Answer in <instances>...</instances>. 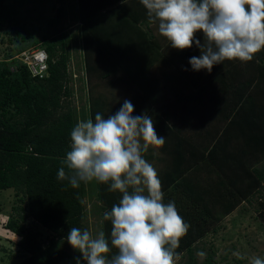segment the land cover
<instances>
[{
    "label": "trees",
    "instance_id": "trees-1",
    "mask_svg": "<svg viewBox=\"0 0 264 264\" xmlns=\"http://www.w3.org/2000/svg\"><path fill=\"white\" fill-rule=\"evenodd\" d=\"M77 4L80 69L87 83L82 120L94 122L97 113L104 118L114 115L125 100L134 106V116H151L165 143L158 148L150 146L145 159L158 172L165 203L174 201L190 226L176 250L179 259L186 254L183 264H199L195 255L203 249L197 242L242 200L256 196V212L264 219V50L249 62L225 60L210 73L193 71L189 60L200 56V49L170 51V42L159 34L158 23L150 22L147 10L138 12L141 0H77ZM63 11L57 10L58 18L51 25L60 23L66 16ZM14 14L15 9L0 0V34L4 32L10 47L15 46L0 59V191L13 189L24 208L18 218L3 226L20 237L18 246L28 254L17 264H77V259L86 264L78 251L62 248L72 227L85 229V199L90 196L99 203L102 230L110 239L112 224L103 214L122 194L95 180L89 194L84 182L73 188L67 180L57 179L70 151L71 130L79 120L71 105L70 41L65 30L43 38L39 47L47 54L48 75L33 79L14 59L25 50L12 43ZM24 38L22 35L21 40ZM0 41L4 44L5 38ZM175 51L179 54L172 55ZM164 54L170 61L185 58V75L189 71L190 76L193 72L198 76H189V85L184 77L176 76L174 84L181 83L177 91L168 84V79L174 80L168 66L162 67L164 79L168 78L165 85L155 79L153 83L147 75ZM241 72L246 76H240ZM193 103H199L204 111L198 113ZM196 118L204 124L211 122L212 130L206 134L199 127L197 130ZM232 166L241 172L235 173V181L229 176ZM216 167L233 185L243 179L244 186L227 188ZM27 219L51 233L45 244L24 227ZM116 253L112 248L109 257ZM200 264H215V260L207 254Z\"/></svg>",
    "mask_w": 264,
    "mask_h": 264
},
{
    "label": "clouds",
    "instance_id": "clouds-1",
    "mask_svg": "<svg viewBox=\"0 0 264 264\" xmlns=\"http://www.w3.org/2000/svg\"><path fill=\"white\" fill-rule=\"evenodd\" d=\"M141 3L172 48L183 51L193 44L200 48V56L189 60L193 71L210 73L225 60L249 62L264 50V0ZM198 32L203 33V43L196 38ZM133 112L134 106L125 100L114 115L104 118L97 113L94 122L78 121L70 133L64 167L58 171L57 179L67 180L73 188L95 180L122 194L103 214L112 224L110 239L103 230L70 229L67 241L86 264H176L180 258L176 250L190 227L174 201L165 203L158 172L145 159L149 147H162L165 137L157 134L151 116ZM112 248L117 253L110 258ZM250 264H264V259L255 257Z\"/></svg>",
    "mask_w": 264,
    "mask_h": 264
},
{
    "label": "rangeland",
    "instance_id": "rangeland-1",
    "mask_svg": "<svg viewBox=\"0 0 264 264\" xmlns=\"http://www.w3.org/2000/svg\"><path fill=\"white\" fill-rule=\"evenodd\" d=\"M5 1L11 9H15V22L12 24L14 26V30L12 31V36H14L12 43L22 47V49L38 48L39 45L41 46L44 37H51L52 35L57 34L59 30L63 32L65 30L68 34L70 41L71 70V82L69 86L73 89L71 105L76 110L77 118L79 119L78 121H81L83 117L82 114L80 115V111L84 105V94H86L87 83H85L84 71L80 69L82 68V56L78 48L80 46L79 43L82 44V42L80 41L81 38L78 23L75 22L78 10L77 0ZM59 8H63V12L66 13V16L62 17L60 23L51 25L50 23L58 18L57 10ZM4 31L7 32L8 28H5ZM22 35L25 38L21 40ZM28 35H31V37H28ZM202 35V32L196 34V38L199 39L201 43H203V39H201ZM3 36L4 32L3 35L0 34V39L5 38L4 44L0 41V59L3 58L5 53L9 52L7 51L9 48L15 47H10V44L6 41L7 36ZM168 46L170 51L175 50L170 44ZM195 48L198 50L200 49L195 44H193V47L190 49ZM190 49H186V51H189ZM173 53L174 54L172 55L179 54L177 51ZM172 55L169 54V58L172 59ZM165 57L166 55L164 54L163 58L158 60L155 70L147 75L148 79H157L162 82H159V85L162 84V86H164L165 82H167L166 79L168 78L164 79L165 75H162V67L166 68L170 66V76L173 77L174 80L168 79V84H173V89L175 90L179 88L181 83L178 85L176 83L174 84L176 76L179 75L178 77L182 79L184 77L186 79L185 83L189 85V71H186L185 75V58H176L177 60L174 59L170 61L167 57L166 60ZM77 66H79V68H77ZM197 74L199 73L193 72L190 77L196 78L198 76ZM240 76L245 77L246 75L244 72H241ZM154 79L152 81L153 83H155ZM89 80L90 79H88V82ZM169 95L171 96L172 93H168V96ZM179 106L182 107L180 104ZM192 106L199 109L198 113L205 109L199 103H193ZM174 110H178L177 105L174 106ZM207 112L210 113L211 111L207 110ZM87 119L85 118V121ZM171 122L174 123V120ZM195 122L197 130H202L204 134L212 130V123L209 121L204 124L202 119L196 118ZM173 123H171V125H173ZM193 131L196 132V130ZM230 168L232 169L231 172L233 174L229 176H232L233 181H235L236 174L240 175L241 172H237L235 166ZM216 169L220 172L217 174L224 179L227 188H230V190L235 189L238 185L244 186L243 179L239 181V184L233 185L232 182H229V177L225 172H221L218 167H216ZM93 183L94 182L85 183L89 194L94 191ZM227 193L228 191H225V195H227ZM256 201L258 202L256 196L249 200H242L237 209H235L230 215L222 218L221 221L204 236L202 241L197 242V246L202 248L204 253L203 256L198 255V253L195 255L199 264L207 254L213 256L215 264H250L251 260L255 257L264 259V219L258 217V212H256ZM99 207V203H97L95 199L90 198V196L85 199V209L87 212L86 220L84 222L85 229H88L93 233L102 230ZM15 208L18 209L15 210ZM20 208H24V205H19L13 189L0 191V264H17L28 256V254L20 250L18 246L20 237L16 236L12 231L4 229L3 226L10 220H15L21 215L22 211H20ZM24 227L32 231L35 235L37 234V239L41 244H45L48 239L51 238V233L30 219H27L24 222ZM62 248L70 253L73 251V248L69 243L63 244ZM186 260V254H184L181 259L176 261V264H183ZM59 264L68 263L60 262Z\"/></svg>",
    "mask_w": 264,
    "mask_h": 264
},
{
    "label": "built area",
    "instance_id": "built-area-1",
    "mask_svg": "<svg viewBox=\"0 0 264 264\" xmlns=\"http://www.w3.org/2000/svg\"><path fill=\"white\" fill-rule=\"evenodd\" d=\"M15 58L27 68L31 78L42 80L48 75L47 55L43 49H26Z\"/></svg>",
    "mask_w": 264,
    "mask_h": 264
},
{
    "label": "crops",
    "instance_id": "crops-1",
    "mask_svg": "<svg viewBox=\"0 0 264 264\" xmlns=\"http://www.w3.org/2000/svg\"><path fill=\"white\" fill-rule=\"evenodd\" d=\"M145 11H146V9H145V7L143 6V4L141 3V5H140V8H139V11L138 12H144V14H145ZM145 16H148L147 15V13L145 14ZM154 79V78H153ZM155 80H157V79H155ZM248 132H250V131H248ZM237 143L235 142V144L234 145H236Z\"/></svg>",
    "mask_w": 264,
    "mask_h": 264
}]
</instances>
